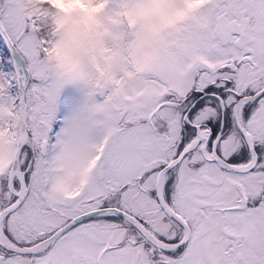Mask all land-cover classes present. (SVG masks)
Segmentation results:
<instances>
[{
    "label": "snow or ice",
    "instance_id": "snow-or-ice-1",
    "mask_svg": "<svg viewBox=\"0 0 264 264\" xmlns=\"http://www.w3.org/2000/svg\"><path fill=\"white\" fill-rule=\"evenodd\" d=\"M0 264H264V0H0Z\"/></svg>",
    "mask_w": 264,
    "mask_h": 264
}]
</instances>
